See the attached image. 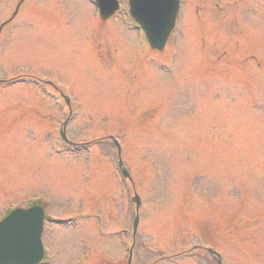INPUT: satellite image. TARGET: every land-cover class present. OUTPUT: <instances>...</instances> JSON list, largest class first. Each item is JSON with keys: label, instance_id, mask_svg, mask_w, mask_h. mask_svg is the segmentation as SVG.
Returning a JSON list of instances; mask_svg holds the SVG:
<instances>
[{"label": "rangeland", "instance_id": "rangeland-1", "mask_svg": "<svg viewBox=\"0 0 264 264\" xmlns=\"http://www.w3.org/2000/svg\"><path fill=\"white\" fill-rule=\"evenodd\" d=\"M18 1L0 0V24ZM120 1L102 22L93 0H26L2 29L0 217L39 201L65 221L46 225L43 264H127L135 215L130 264H216L204 247L264 264V0H181L161 53ZM40 80L70 96L75 154Z\"/></svg>", "mask_w": 264, "mask_h": 264}, {"label": "water", "instance_id": "water-1", "mask_svg": "<svg viewBox=\"0 0 264 264\" xmlns=\"http://www.w3.org/2000/svg\"><path fill=\"white\" fill-rule=\"evenodd\" d=\"M101 16L116 9L113 0H98ZM178 0H130L133 19L142 27L152 49L162 50L174 26ZM138 205V200L136 199ZM43 211L17 210L0 222V264H38L42 259L40 236ZM135 220L134 226H136Z\"/></svg>", "mask_w": 264, "mask_h": 264}]
</instances>
